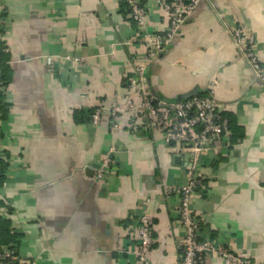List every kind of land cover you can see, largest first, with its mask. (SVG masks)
<instances>
[{
  "label": "crops",
  "instance_id": "obj_1",
  "mask_svg": "<svg viewBox=\"0 0 264 264\" xmlns=\"http://www.w3.org/2000/svg\"><path fill=\"white\" fill-rule=\"evenodd\" d=\"M0 219L21 264H136L138 215H151L152 264H180V197L191 155L172 152L134 96L114 126L83 122L100 100L128 93L146 52L143 33L167 27L148 0L143 26L122 0H0ZM256 34L264 62V0H201L144 80L158 100L213 97L229 125L199 154L191 209L202 236L264 264V89L235 47L231 29ZM84 59L81 66L66 59ZM190 96V97H192ZM87 114V115H88ZM144 114V115H143ZM110 158L105 177L95 178ZM197 264H222L205 254Z\"/></svg>",
  "mask_w": 264,
  "mask_h": 264
},
{
  "label": "built area",
  "instance_id": "obj_2",
  "mask_svg": "<svg viewBox=\"0 0 264 264\" xmlns=\"http://www.w3.org/2000/svg\"><path fill=\"white\" fill-rule=\"evenodd\" d=\"M128 9L130 18L139 26L146 21L148 0H122ZM156 5L167 14V27L160 31L143 33L141 40L145 43L146 52L139 59L135 72L127 81L128 93L123 99L114 97L109 103L100 100L90 115L92 125H98L104 115H108L114 126H119L121 117L128 115L127 123L135 132L142 127L136 120L134 96L141 94L145 115L162 130L166 143H172V152L178 155H191V165L187 169V182L177 188H169L179 197L177 224L183 235L179 240L181 251L180 264H197L199 259L210 254L220 259L222 264H254L249 256L236 251L230 245H222L204 237L199 232L200 222L191 209V202L200 188L196 177L199 154L208 151L213 143L221 141L228 127L227 119L221 115L220 105L213 97V82L205 97L192 96L182 100H158L145 87L144 76L147 69L159 58L160 54L173 44V40L188 16L196 9L201 0H154ZM3 12L0 4V16ZM232 40L240 55L244 58L253 77L264 89V62L256 53V34L243 24L231 29ZM67 60L81 66L84 59L68 55ZM2 87L0 73V90ZM144 115V114H143ZM1 151V150H0ZM110 158L102 160L95 170V178L105 177ZM136 247L133 259L136 264H152L149 253L153 243L151 215L143 211L137 217L135 228ZM16 260L15 251L9 247H0V264H12Z\"/></svg>",
  "mask_w": 264,
  "mask_h": 264
},
{
  "label": "trees",
  "instance_id": "obj_3",
  "mask_svg": "<svg viewBox=\"0 0 264 264\" xmlns=\"http://www.w3.org/2000/svg\"><path fill=\"white\" fill-rule=\"evenodd\" d=\"M123 5L126 7V4L122 1ZM127 9V7H126ZM128 10V9H127ZM92 113V112H91ZM90 114H85V117H84V121L83 122H87L90 120ZM221 115L227 119V122H228V125H229V118H227L226 116H224L222 113ZM225 134V132H224ZM197 181L199 183V185L201 184V181L199 178H197ZM12 242V237H11V234L9 233V229H8V225L7 223H3L2 220L0 219V247H9L10 249H13L14 250V246L13 245H10V243ZM12 264H21V263H18L17 260H13L11 262Z\"/></svg>",
  "mask_w": 264,
  "mask_h": 264
},
{
  "label": "water",
  "instance_id": "obj_4",
  "mask_svg": "<svg viewBox=\"0 0 264 264\" xmlns=\"http://www.w3.org/2000/svg\"><path fill=\"white\" fill-rule=\"evenodd\" d=\"M193 94H190V95H184L183 97H181L179 100H182V99H188L190 98V96H192Z\"/></svg>",
  "mask_w": 264,
  "mask_h": 264
}]
</instances>
